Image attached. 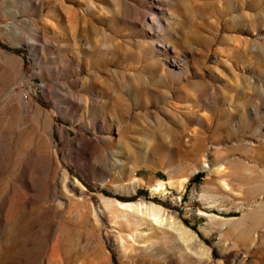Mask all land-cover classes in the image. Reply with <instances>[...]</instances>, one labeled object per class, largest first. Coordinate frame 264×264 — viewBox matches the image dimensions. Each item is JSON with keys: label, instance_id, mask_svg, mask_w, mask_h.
Segmentation results:
<instances>
[{"label": "rangeland", "instance_id": "374dc122", "mask_svg": "<svg viewBox=\"0 0 264 264\" xmlns=\"http://www.w3.org/2000/svg\"><path fill=\"white\" fill-rule=\"evenodd\" d=\"M0 264H264V0H0Z\"/></svg>", "mask_w": 264, "mask_h": 264}, {"label": "bare ground", "instance_id": "6f19581e", "mask_svg": "<svg viewBox=\"0 0 264 264\" xmlns=\"http://www.w3.org/2000/svg\"><path fill=\"white\" fill-rule=\"evenodd\" d=\"M161 187H162V185L160 183H155V184L151 185V190L152 191H158L161 189ZM118 205L120 206V208L128 209V210H131L135 207L133 202H120V201H118ZM161 223L164 224V222H161ZM168 223H169V221H168ZM170 224L172 225L173 223H170ZM178 227L183 232L189 233V230L186 227H184L182 224L178 223Z\"/></svg>", "mask_w": 264, "mask_h": 264}]
</instances>
